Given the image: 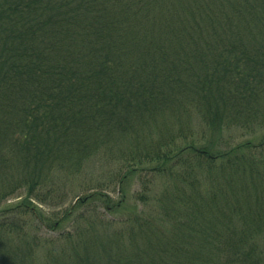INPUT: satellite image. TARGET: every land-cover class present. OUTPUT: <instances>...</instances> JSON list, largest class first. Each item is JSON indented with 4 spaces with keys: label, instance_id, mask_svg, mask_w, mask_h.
Returning a JSON list of instances; mask_svg holds the SVG:
<instances>
[{
    "label": "trees",
    "instance_id": "trees-1",
    "mask_svg": "<svg viewBox=\"0 0 264 264\" xmlns=\"http://www.w3.org/2000/svg\"><path fill=\"white\" fill-rule=\"evenodd\" d=\"M194 119L220 140L196 144ZM97 156L106 181L78 183ZM158 175L173 225L132 216L122 248L85 205L113 214L111 186L140 178L143 201ZM68 186L85 195L43 216L34 202ZM14 198L0 264L62 240L50 264H264V0H0V203ZM61 222L74 230L41 240Z\"/></svg>",
    "mask_w": 264,
    "mask_h": 264
},
{
    "label": "rangeland",
    "instance_id": "rangeland-1",
    "mask_svg": "<svg viewBox=\"0 0 264 264\" xmlns=\"http://www.w3.org/2000/svg\"><path fill=\"white\" fill-rule=\"evenodd\" d=\"M197 119H194V133L195 137H198V134L203 135V139L196 142L198 145H203L200 143H205L206 141L212 142L213 144H216L217 141L220 140V138H216L214 136H211V134L203 131L197 124ZM237 131L233 130L230 131L228 135H236ZM238 133V132H237ZM255 135H258L256 133ZM226 136V137H227ZM260 135L257 136V138ZM256 137V136H255ZM241 136H238V139L235 141H240ZM236 142V143H237ZM207 145V144H206ZM234 145V142H230L229 146ZM107 165L105 162L101 160L100 156H97L93 158L88 164L85 165L84 171L79 175L80 179H77L78 183H82L83 180H87L90 176H93L94 179H97L100 182H105L107 178ZM95 171V172H94ZM171 178V177H169ZM168 177L164 175H158L153 178V181L150 182L149 191L147 194H145V199L143 201L138 200V196L143 192L145 189L143 186L140 185V178L138 179H131L127 181L124 179L121 183V185L118 184L119 189L122 190L123 193L120 192V194L117 191V185H113L108 189V194H106L107 198L110 200V203L113 205L119 200L125 199L126 201L121 205L120 208L116 210V212H113V214H110L109 212H106L104 209L99 208V201H88L85 205V207L88 208V214L93 213L94 210H96L97 215L101 217V219L104 221V223H111L112 227L110 229H106L109 233H121V239L119 241L122 248L126 247V220L129 221V219L132 216L144 218L147 217L148 219H151L157 227L167 230L170 228L172 224V221L168 220V218L165 216L164 208L161 209L159 206V203L157 201V198L159 197V194L161 191L166 187V189H172V182L170 181ZM94 191L93 186H90L87 193ZM170 192V191H167ZM86 193V194H87ZM85 194H82L80 190L77 188L75 190H70V186L66 187L64 190V193H61L59 196L56 197L55 200L49 199L46 203L39 204L37 202H34V204L39 208L41 214L45 217H49L53 215L54 213L61 214L63 212V209L73 205L76 200L79 199V197H82ZM19 195H17L18 197ZM123 197V198H122ZM173 199V198H172ZM169 199L167 200L166 204L168 206H176L175 203L177 201L175 199ZM14 199H9L8 201H5L3 203H0V208L3 207L2 205L8 204V203H14ZM61 203V201H63ZM29 218L27 217L25 221H28ZM31 221V220H30ZM34 221V220H33ZM180 221H182L180 219ZM27 223V222H25ZM73 224L70 222H61L60 225L53 231H50L48 234H43L41 237V240L46 239H54L59 234H62L63 231L69 230L71 231L73 228ZM108 236L111 234H107ZM49 237V238H48ZM72 245L73 240L71 242L67 240H62L58 242L57 246L52 249L51 251H47L48 249H45L43 244L40 243L39 249L35 253V261L36 264H50L52 262H57L59 260L60 250L69 249V246L72 251ZM70 257V255H68ZM40 259V260H39ZM39 261V263H37Z\"/></svg>",
    "mask_w": 264,
    "mask_h": 264
}]
</instances>
